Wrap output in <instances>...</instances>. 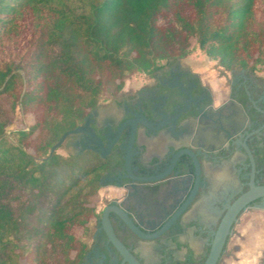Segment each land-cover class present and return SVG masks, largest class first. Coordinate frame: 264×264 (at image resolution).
Listing matches in <instances>:
<instances>
[{"label":"trees","instance_id":"trees-1","mask_svg":"<svg viewBox=\"0 0 264 264\" xmlns=\"http://www.w3.org/2000/svg\"><path fill=\"white\" fill-rule=\"evenodd\" d=\"M193 45L264 85V0H0V264L83 263L103 160L49 150L128 77L157 80ZM16 108L32 125L9 141Z\"/></svg>","mask_w":264,"mask_h":264},{"label":"flooded vegetation","instance_id":"flooded-vegetation-1","mask_svg":"<svg viewBox=\"0 0 264 264\" xmlns=\"http://www.w3.org/2000/svg\"><path fill=\"white\" fill-rule=\"evenodd\" d=\"M147 81L133 91L119 93L104 106L99 104L89 113L78 127H84L95 137L80 132L72 134L63 144L70 154L89 151L103 160L99 190L102 205L98 207L99 218L87 239L88 252L82 264L121 263L100 225L102 212L110 206L123 211L146 236L156 234L167 225L158 236L141 240L122 219L109 213L115 236L140 264H203L225 207L248 190L251 166L243 143L254 159L255 183L264 185L257 166V152L259 157H264V85L241 73L237 83L212 92L197 73L181 62L165 67L157 80ZM216 93L223 99L218 104ZM188 106L172 120L179 110ZM133 121L136 122L130 162L133 177L149 179L163 174L181 150L191 149L196 154L200 179L189 203L186 202L195 180L193 163L187 155L179 156L162 180L140 182L128 177L125 157ZM199 126L213 134L210 146L195 149L174 145L175 141L192 135ZM97 139L107 151L103 157L96 151ZM152 139H158L159 143H152ZM222 166L228 167L229 188L210 202L205 217L198 209L212 187L207 169L212 171ZM262 208L264 198L253 201L238 215L216 264H225V259L232 257L228 244L243 213Z\"/></svg>","mask_w":264,"mask_h":264},{"label":"rangeland","instance_id":"rangeland-1","mask_svg":"<svg viewBox=\"0 0 264 264\" xmlns=\"http://www.w3.org/2000/svg\"><path fill=\"white\" fill-rule=\"evenodd\" d=\"M182 65L189 67L192 71H196L201 80L210 85L214 92L225 90L227 85H232L240 80V74H231L229 72H223L222 68L217 66L216 62L206 56L195 45L187 58L180 61ZM255 76L261 79L264 83V68H260ZM147 79L142 74H134L125 80L124 88L120 93H126L137 89L144 83H147ZM216 104L223 101L221 97H218L216 93ZM111 97L107 95L103 96L99 101V104L104 106L111 101ZM14 123L7 129V140L12 141L15 137V133L11 132L24 127H30L32 125V119L29 115H23L21 111L16 108L14 111ZM55 153L67 157L70 151H65L61 144ZM101 196L98 199V207L101 206ZM97 207V210H98ZM241 219L235 226L233 235L231 236L228 244L229 251H233L231 258L225 259V264H263L264 260V208L251 209L243 213ZM92 232V229H91ZM90 232V234H91ZM89 234V235H90ZM89 235L84 238L87 242Z\"/></svg>","mask_w":264,"mask_h":264},{"label":"water","instance_id":"water-1","mask_svg":"<svg viewBox=\"0 0 264 264\" xmlns=\"http://www.w3.org/2000/svg\"><path fill=\"white\" fill-rule=\"evenodd\" d=\"M179 86H181V85H179ZM187 108H189V106L179 110L178 113L175 115V117L172 120H175L180 114L185 112V110H187ZM135 123H136L135 121L130 123L132 125V133H131V137L129 140V144H128L127 151H126V157H125V165H126V171L128 173V177L132 181H140V182H153V181L162 180L170 173V171L172 170V168L174 167V165L176 163L177 158H179V156H181V155H187L193 163V167H194L193 177L195 180L194 187L192 188L191 194H190V196L186 202V203H189L191 201V199L193 198L195 192H196L197 184H198V181L200 179V165L198 163L196 154L191 149L181 150L180 152H178L173 157V160L171 162L170 167L163 174H161L157 177H154V178H149V179H145V178L137 179V178L133 177V175H131V171H130V162H131V155H132L131 154L132 144H133V140H134V136H135V130H136ZM143 124L146 127H148L147 123L143 122ZM80 132H84L85 134H87L91 137H95L94 135H92L91 133L86 131V129L84 127H78L72 131L64 133L62 135V137L59 139V141L51 147V149L49 150L48 156L50 157L55 152V150L64 142L65 138L68 135L77 134ZM97 144H98V148L96 149V151L100 153L101 157H103L107 153V151H105L103 149V145L99 139H97ZM242 146H243L245 152L247 153V155L249 157V162H250V166H251L250 177H249V181L247 184L248 190L245 191L244 193L240 194L232 203L228 204L225 207V212H224L222 218L220 219L219 224H218L215 232L212 235V239L210 241L209 253H208L207 258L203 264H216L217 263L220 255L222 253L226 239L230 235L231 227L234 223L237 222L238 215L241 212L245 211L248 208V206L250 205V203H252L253 201H255L257 199H263L264 198V185H258L255 183L256 170H255L254 159H253L251 153L249 152L248 148L246 147V145L243 143ZM111 212L114 213L116 216H118L120 219H122L128 225V227L132 230V232L141 240H147V239L158 236L167 227V225L164 228H162L160 231H158L156 234H154L152 236H146V235L142 234L139 231V229H137L133 225L131 220L118 207L110 206V207H107L104 209V211L102 212L101 218H100L101 229H102L104 235L106 236L108 242L113 246L114 250L120 256V258H121L120 264H140L139 260L126 247H124L120 243V241L117 239V237L115 236V234L112 230L109 218H108V215ZM86 258L89 259V255H87Z\"/></svg>","mask_w":264,"mask_h":264},{"label":"crops","instance_id":"crops-1","mask_svg":"<svg viewBox=\"0 0 264 264\" xmlns=\"http://www.w3.org/2000/svg\"><path fill=\"white\" fill-rule=\"evenodd\" d=\"M197 73L196 71H193ZM198 74V73H197ZM202 81V80H201ZM203 84H205L202 81ZM206 85V84H205ZM211 90V86L207 85ZM133 91V90H132ZM130 92V91H128ZM212 92H214L212 90ZM173 142L171 139H167V141ZM213 142V134L210 131H206L204 129H201V127H197L194 131V133L190 136H188L185 139H180L178 141L174 142V145L176 147L178 146H192L195 149H198L200 147H208ZM152 143H159L158 139H152ZM228 167L222 166L216 169H213L210 171L207 169V175L211 178L212 187L210 190L209 195L204 199L202 206L198 209L199 214H204L205 217H207V210L210 205V202L216 199L218 196H220L222 193H224L227 188H229V178H228ZM209 170V171H208ZM245 216V215H243Z\"/></svg>","mask_w":264,"mask_h":264}]
</instances>
